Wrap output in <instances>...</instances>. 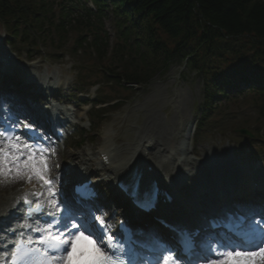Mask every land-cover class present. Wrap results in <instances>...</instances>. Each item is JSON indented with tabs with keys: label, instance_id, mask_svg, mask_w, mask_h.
<instances>
[{
	"label": "trees",
	"instance_id": "1",
	"mask_svg": "<svg viewBox=\"0 0 264 264\" xmlns=\"http://www.w3.org/2000/svg\"><path fill=\"white\" fill-rule=\"evenodd\" d=\"M49 1L0 0V26L16 38L35 41L54 35L62 40L74 29L81 32L79 46L88 43L83 27L94 36L89 45L108 59V37L98 33L95 18L102 26L104 7L109 6L124 48L133 38L137 51L141 49L142 66L109 69L121 80L146 82L172 61L187 59L204 77L203 116L217 96L237 82L264 89V0H94L98 13L89 9L74 18L66 4L57 13ZM259 107L264 111V101Z\"/></svg>",
	"mask_w": 264,
	"mask_h": 264
},
{
	"label": "snow or ice",
	"instance_id": "2",
	"mask_svg": "<svg viewBox=\"0 0 264 264\" xmlns=\"http://www.w3.org/2000/svg\"><path fill=\"white\" fill-rule=\"evenodd\" d=\"M25 127L31 128V125ZM0 137L5 138L0 139V177L12 176L13 170L17 176L28 172L29 180L33 176L39 177L48 187L52 197L49 205L55 210L48 213L51 219L45 221L46 227L32 229L39 233L35 240L28 236L26 241L19 240L14 244L8 257L10 264H264V227L257 233L251 225L245 229L243 221L238 231L244 238L239 243L213 238L202 245L203 254L195 258H192L195 244L190 236L180 239L183 252L160 241L138 244L130 233L125 234L127 243L118 240L111 232V225L100 216L91 211L77 214L67 203L56 198L53 189L59 178L47 179L44 175L48 169V148L19 143V137L14 139L7 129L0 131ZM24 202L29 207V217L34 213L43 214V205L37 203L33 210L31 200L25 197ZM138 203L143 201L138 200ZM260 223L257 221V226ZM21 227L28 229L31 226L24 224ZM19 235L22 237L24 233ZM145 251L154 255H145Z\"/></svg>",
	"mask_w": 264,
	"mask_h": 264
},
{
	"label": "rangeland",
	"instance_id": "3",
	"mask_svg": "<svg viewBox=\"0 0 264 264\" xmlns=\"http://www.w3.org/2000/svg\"><path fill=\"white\" fill-rule=\"evenodd\" d=\"M63 1L64 0H56L58 5H55V7L59 6ZM73 1L75 2L76 0ZM79 1V7L91 3L90 0ZM106 14L107 18L103 28L109 34V50L110 53H112V50H116V44L121 41V36L115 28L114 21L110 19L113 18L111 10L108 9ZM76 39V33L71 31L68 34V43L63 47V51L56 53V49L50 47L36 48L25 42L23 44L12 46L4 30H0V41L7 42L9 48L15 51L14 53L16 57L21 60V62L30 59H33L34 61L38 60L40 62L39 64H41L39 72L42 76L45 75L46 69L49 68L51 72L59 73L62 77H67L69 79L59 84L60 91H56V94L60 93V96L64 95V93H69L75 97L73 95L75 92L71 87L74 78L73 64L77 63V65L83 67L91 64V62L83 60V54H73V47L75 46ZM45 53H47V55H45ZM86 54L88 55V58L94 61L97 60L88 50H86ZM60 55L62 56L60 57ZM107 62L112 67L118 65V63L113 62L111 59ZM57 63H59V65ZM53 64L57 66L54 67ZM202 94L203 84L201 77L197 76L194 71L189 69V67H185L183 62L172 63L165 74L155 77L148 89L144 90L140 88L124 94V97L127 98V100L116 110L105 115L102 128L97 134L89 137V143L77 149L63 150V147L61 146V150L63 151L61 162L64 163L70 152H86L87 149L97 151V148L106 142L104 137L108 133H116V142L114 143V146L117 147H123L125 142L128 144L131 141L129 140L130 136L133 141H136V131L143 127L146 116L149 114V108L151 109V107H164L162 110L165 113L166 120L171 121L175 127L181 128L184 132L186 125L190 123L195 124L198 117V109L203 100ZM94 95L95 89H92L88 94H84V98L87 97L88 99H91ZM62 98H64V96L61 97V99ZM67 108H69L72 116V126L80 120V117H82V125L86 126L85 115L87 116V111L89 109L87 105L84 106L82 103L77 105L75 102ZM219 116L223 118L224 125L222 127H213L209 124L207 126V131L197 139L196 131L194 132V148L197 149L199 147H204L209 149L212 146H215L220 151L218 153L219 155L238 159L241 161V166H246L247 168L250 167L255 170L257 174L263 172L264 154H262L261 151H256L257 148H254L251 142L245 138V135H242L238 131L241 126L257 131L264 124L259 120V115L254 110L253 105L249 102L243 104V106L240 105V103L227 105ZM85 130L88 131L89 129L86 128ZM248 147H250V152H248ZM251 151H254V154H252ZM189 154L196 159L202 157L200 154H198V156L191 152H189ZM61 165L62 164H60V166ZM74 165L75 164H72V166ZM100 182L101 179L99 183ZM102 184L104 183H100L99 186L103 191L105 186L103 187ZM101 204L109 206L111 204L110 199H102ZM117 206H120L119 208H124L122 207L123 203H115L114 207L110 209V213L117 209Z\"/></svg>",
	"mask_w": 264,
	"mask_h": 264
},
{
	"label": "bare ground",
	"instance_id": "4",
	"mask_svg": "<svg viewBox=\"0 0 264 264\" xmlns=\"http://www.w3.org/2000/svg\"><path fill=\"white\" fill-rule=\"evenodd\" d=\"M0 49H2L0 47ZM33 68H38V63H35L33 67L29 70L27 66L22 68L20 74L28 76L30 79V86H33L35 82V87H39L40 94H48L53 88L54 84L50 80L57 78L56 75L46 74V77H49L50 80L43 82L42 75L37 73ZM7 70V69H3ZM12 70H15V67L12 65L9 70L2 71V73H8ZM27 81V80H26ZM2 88H0L1 90ZM37 89V88H36ZM15 98V96H14ZM151 105V103H150ZM59 110L64 111L62 107H57ZM164 107L159 108V106L149 108V114L146 116L145 123L143 127L139 128L135 136L136 141L129 137L131 140L128 144L125 142L123 148L118 149L113 147V138L109 136L111 142L107 141L102 149L109 152L118 151L117 155V165L112 161L110 166H102V158L96 156L94 152L92 155L86 156L82 152L72 153L69 155L70 159H75L78 163H81L83 166H86V170L92 174L99 176H104L103 180L106 184L107 193L114 198H118L116 193L115 181L118 179H124L123 175H136L140 176L141 186L144 188L151 182L153 178L161 179L166 188L172 196H175L173 205H170V208L176 209L172 215L174 219H179L186 223L188 219L195 220L196 217L200 216L201 211H197L193 202V198L197 200L199 204H217L220 206L219 193L214 192L212 187H208L203 191H197L195 194L192 192L193 183L201 181L200 185L207 183V176L211 181H214L216 178L212 174L215 171L217 181H220V176L224 175H234L232 181L236 179L250 180L247 185V190L249 188L250 182H253V179H256L254 176H258L260 179H264V173L260 175H255L252 170H241L239 167L234 171H229V164H232L233 161H230L229 157L225 158H215L212 156L211 152L206 151L204 148L199 147L198 153L203 156L202 160L194 159L189 156L187 151L194 150L190 145V140L193 137V123L186 125V128L181 130V128L175 127L171 121H167L165 118V113L163 112ZM42 110V108H37ZM36 110V109H35ZM184 139V142L181 140ZM54 161L50 159L52 165L51 173L55 174V164ZM148 164L153 165L154 170L152 174L146 172V167ZM224 164V165H223ZM227 166L225 167V165ZM103 167L104 172L98 173V169ZM238 168V169H237ZM26 175L17 176L13 170V175L11 178L18 180V184L10 185L7 182L0 183V221L4 216L7 215V212L10 208H15L18 205V197L23 195L26 190H31L33 188L42 187L41 180L39 177L33 176L31 180L28 179L29 173ZM73 174H77L75 170H65L62 173H59L60 176L71 177ZM206 176V177H204ZM246 176V177H244ZM81 178V177H80ZM79 179V177L77 178ZM76 179V180H77ZM226 182V180H224ZM223 184V183H222ZM237 185V184H236ZM234 186L228 190L229 194H232L237 190L238 186ZM116 191V192H115ZM61 192H64L63 187ZM209 193L208 197H205V194ZM124 201H126L123 198ZM128 202L130 199L127 200ZM126 201V202H127ZM217 202V203H216ZM121 209H115L105 220L107 224L111 225L113 219L120 212ZM213 208L209 209L210 212H213ZM263 215L262 210L259 211ZM132 211L128 208L121 213L120 216L125 218L131 217ZM17 221V220H14ZM213 236V233L209 232ZM209 241V240H206Z\"/></svg>",
	"mask_w": 264,
	"mask_h": 264
},
{
	"label": "water",
	"instance_id": "5",
	"mask_svg": "<svg viewBox=\"0 0 264 264\" xmlns=\"http://www.w3.org/2000/svg\"><path fill=\"white\" fill-rule=\"evenodd\" d=\"M243 132H245V130H242Z\"/></svg>",
	"mask_w": 264,
	"mask_h": 264
}]
</instances>
